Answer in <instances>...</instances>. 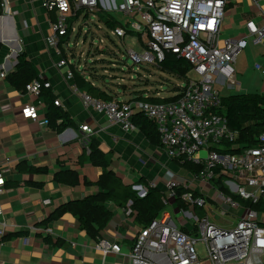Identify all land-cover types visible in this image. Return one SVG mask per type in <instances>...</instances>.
<instances>
[{
    "label": "built area",
    "instance_id": "1",
    "mask_svg": "<svg viewBox=\"0 0 264 264\" xmlns=\"http://www.w3.org/2000/svg\"><path fill=\"white\" fill-rule=\"evenodd\" d=\"M41 1L47 9L58 12L48 43L59 55H62L61 40L71 27V17L79 10L94 14L114 9L126 16L123 25L113 30L114 35L124 38L131 31L133 36H140L146 47L142 54L130 49L134 63L159 65L171 52L189 61L196 74L188 77L180 87L177 100L166 103L139 99L108 101L81 92L76 84L73 85L87 109L105 114L111 123L119 124L125 131L135 130L133 117L138 112L143 113L156 124L161 144L171 159L179 162L188 159L202 167L190 178L168 172L164 199L168 207L149 225L139 228L128 253L130 264H264V215L246 206L235 224L227 226L197 213L198 207L204 208L209 203L214 217L238 216L237 211L243 204L233 195L252 203L264 198V132L255 146L238 144L235 146L237 152H222L226 149L225 143L234 141L237 133L229 128L225 114L217 110L222 105V95L215 87V75L237 63L239 54L248 45L249 36L256 41L264 38V15L259 24L253 19L248 21L249 36L221 39L228 0ZM7 4L8 0H3L2 6ZM70 62L62 58L57 66L67 67ZM256 67L259 69L261 65L256 64ZM1 76L6 77V74ZM67 79H74L71 68L67 70ZM51 86L42 77L27 84L22 93L27 94L31 102L22 107L24 118L42 126L50 125L47 114L41 112L45 104L39 99L42 90ZM61 103L55 100L56 105ZM81 129L94 132L89 125H82ZM201 151L206 155L200 156ZM4 181L0 174V197ZM150 184L156 187V183ZM183 186L188 188L181 195L188 204L187 209L171 203L177 200V188ZM133 188L140 197L147 194L143 185ZM49 202L48 199L44 201L45 204ZM124 211L127 217L129 208ZM180 216L183 218L179 219ZM45 232L50 234L53 230L47 227ZM115 237L114 241L100 240L96 248L104 255L122 254V245L118 236ZM3 244L1 240L0 253ZM198 245L204 247V256H200Z\"/></svg>",
    "mask_w": 264,
    "mask_h": 264
},
{
    "label": "crops",
    "instance_id": "2",
    "mask_svg": "<svg viewBox=\"0 0 264 264\" xmlns=\"http://www.w3.org/2000/svg\"><path fill=\"white\" fill-rule=\"evenodd\" d=\"M2 2L0 0V174L5 181L0 197L3 204L0 241L4 243L0 264H130L128 253L140 227L129 215L126 217V207L110 205L115 216L103 233V239L112 241L118 236L122 245L120 255H104L98 250V241L79 227L76 217L70 212L61 214L48 225L41 224L67 202L97 192L95 184H86V181L95 183L103 172L101 167L91 163V139L99 141L100 148L109 155L110 168L127 183L143 185L140 180L145 177L149 183H156L155 186L165 194L169 171L186 178H190L193 172L171 159L165 147L153 144L137 126L135 130L125 131L119 124L111 123L105 114L87 109L81 96L73 90L75 76L68 80L67 70L79 71L93 85L111 91L115 99H135L138 91L145 96L154 94L140 89L125 97V92L111 89L105 80L102 85L99 83L102 80L96 82L86 66L76 64L78 61L73 64L66 49V55H59L48 43L58 12L44 7L41 0H8L6 7ZM97 13L94 15L99 18ZM263 15L264 0H228L221 39L249 36L248 21L253 19L259 24ZM99 19L102 20L101 17ZM23 52L36 64L40 76L51 83L48 89L55 100L62 102L57 106L69 115L70 124L64 130L58 131L51 123L42 126L23 117L22 107L31 102V98L12 87L7 78L16 71L18 57ZM62 58L71 61L70 65L59 68L57 63ZM256 64L261 68L258 69ZM2 73L6 77H2ZM215 80V87L222 96L263 94L264 38L256 41L249 36L248 45L239 54L237 63L219 71ZM177 88L165 97L176 95ZM159 94L156 91V96L161 97ZM39 100L45 104L41 112L47 114L45 99L41 97ZM82 125H89L94 132L83 131ZM202 152L200 156H203ZM24 166L45 167L49 171L33 173L21 168ZM67 169L78 171V185L68 186L55 180L56 172ZM47 199L50 202L45 204ZM171 203L178 205L177 201ZM242 207L235 220L227 226H233L240 218L246 206ZM202 209L204 215L200 217L208 215L221 224L214 217L211 206L209 210ZM47 227L53 232L46 234Z\"/></svg>",
    "mask_w": 264,
    "mask_h": 264
},
{
    "label": "trees",
    "instance_id": "3",
    "mask_svg": "<svg viewBox=\"0 0 264 264\" xmlns=\"http://www.w3.org/2000/svg\"><path fill=\"white\" fill-rule=\"evenodd\" d=\"M98 14L105 25L111 30H114L119 25H123L121 21L117 20L110 13L107 14L101 10ZM90 15L91 13L88 10L82 9L71 17V27L60 43L63 54L66 55L64 44L70 40L72 25L82 17L85 20L88 19ZM129 34L132 35L133 33L129 31ZM158 66L163 71L184 79H187L188 73L192 70V65L189 61L171 52L167 53L165 59L161 61ZM73 71L75 82L80 90L99 99L108 101L115 99L111 91L93 85V83L87 81L79 71L75 69H73ZM91 74L95 80H101L97 73L94 72ZM7 78L12 87L21 92H25L27 84L35 79H41V76L36 64L28 58L26 52H23L18 57L16 71L9 74ZM175 91L177 92L176 95L170 97H158L156 95L145 96L141 91H138V96L135 97V99L155 103H166L175 101L180 97V87ZM41 97L45 99L48 105L47 117L52 127L56 128L58 131L64 130L70 124V118L67 112L55 104V98L51 94V90L46 88L43 89ZM217 110L219 113L225 114L229 128L237 133L234 141L225 143L226 149L221 150L222 152L234 153L238 151L235 147L238 144L243 147H249L255 146L258 143V137L264 132V93H234L228 96H222V105ZM59 119H61L60 123L58 122ZM133 122L153 144L162 145L156 124L149 120L143 113H136L133 117ZM89 149L91 163L103 169L101 176L95 183L86 181L88 185L95 184L98 187L97 192L87 195L84 198L67 202L58 208L48 219L43 221L41 223L42 225H48L61 214L70 212L76 217L79 227L85 230L92 239L99 242L103 239V233L115 216V212L110 208L111 204L117 207H128L129 216L139 227L149 225L167 209L168 206L164 200V192L158 187L151 186L145 177L140 180L147 189V194L144 197L138 195V191L133 188V183H127L119 177L117 173L110 168L111 160L109 159V155L100 148L98 140L91 139ZM175 161L193 173H198L202 169L200 165L188 159H184L183 162H179L178 160ZM21 168L33 173L49 171L48 168L45 167L24 166ZM54 178L59 183L68 186H76L80 183V175L78 171L73 169L58 171L54 174ZM186 191L187 189H185V187L177 188L176 201L177 204L184 209L188 208V204L181 199V195ZM233 196L244 206H249L260 215H264V198L258 203H252L251 201L239 198L237 195ZM198 209H200V215H204V210L200 207H198L197 210ZM19 234L20 233H18V235Z\"/></svg>",
    "mask_w": 264,
    "mask_h": 264
},
{
    "label": "rangeland",
    "instance_id": "4",
    "mask_svg": "<svg viewBox=\"0 0 264 264\" xmlns=\"http://www.w3.org/2000/svg\"><path fill=\"white\" fill-rule=\"evenodd\" d=\"M120 1L116 0L117 3ZM110 13L119 21L126 20V16L117 10L112 9ZM99 18L91 13L86 20L83 17L77 20L74 23V31L70 35L69 45H64L73 64L78 61L76 64H80L81 67L86 66L91 73L98 74L102 81L99 82L100 79H96V82L102 85L105 80L111 89L125 92V97H130L140 89H145L154 95L156 91H159V95L165 97L172 93L173 88L182 87L185 84L186 79L167 73L158 65L134 63L129 55L130 49L141 54L146 50L140 36L130 34L124 38L116 36L113 30ZM194 76L196 74L191 70L187 78ZM202 155L205 156L206 152L203 151ZM205 209L209 210V203L206 204ZM199 210H197L198 215H200ZM182 218L183 216L179 217V219ZM190 220L193 221V219ZM217 220L228 224L227 222L235 220V215L220 216ZM198 249L201 251L200 256H204L206 253L204 247L198 245Z\"/></svg>",
    "mask_w": 264,
    "mask_h": 264
}]
</instances>
